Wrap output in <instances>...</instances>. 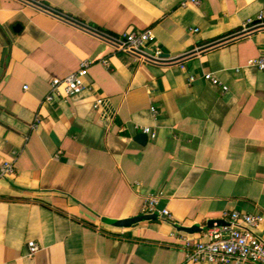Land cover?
Instances as JSON below:
<instances>
[{
    "label": "crops",
    "instance_id": "1",
    "mask_svg": "<svg viewBox=\"0 0 264 264\" xmlns=\"http://www.w3.org/2000/svg\"><path fill=\"white\" fill-rule=\"evenodd\" d=\"M31 1L43 8L0 0V167H15L0 175V264H195L185 239H204L209 221L264 216V71L249 65L264 29L234 38L264 0ZM147 29L180 61L144 63L107 41ZM85 60L94 91L46 102ZM156 194L171 218L143 212Z\"/></svg>",
    "mask_w": 264,
    "mask_h": 264
},
{
    "label": "built area",
    "instance_id": "2",
    "mask_svg": "<svg viewBox=\"0 0 264 264\" xmlns=\"http://www.w3.org/2000/svg\"><path fill=\"white\" fill-rule=\"evenodd\" d=\"M203 0H186L182 3V7L189 4L199 6ZM264 29V13L259 15L256 20L250 19L243 25V30L236 37L246 36L254 31ZM107 41L114 47L116 51H121L137 57L141 62L157 65H169L180 61L170 56L166 57L165 53L158 46L156 36L151 29L144 31H133L126 33L121 37L108 38ZM107 64V61H102ZM250 66L257 67L264 71V57L250 61ZM91 62L85 60L81 63L79 69L64 79H54L51 83L49 94L46 102H55L61 98L68 100L82 94L83 92H93V86L87 81ZM204 80L214 86L221 87L223 91H227L228 87L223 85L221 81L212 73L204 75ZM195 80L190 77V82ZM94 110L98 118L102 121L112 122L116 112L110 107L109 102L104 98H98L94 104ZM155 116L157 110L152 108ZM40 118L37 117L33 128H38ZM142 132L146 135L155 137V133L149 128H143ZM15 167L12 163H5L0 167V175H14ZM162 195H149L143 203L144 213H154L159 211ZM165 218H171V214L167 209L159 212ZM222 219L226 223L219 226L214 223L204 233V239L196 241L185 239L186 262L187 263H217V264H264V242L256 234L264 222V216L261 214H242L238 211L225 212ZM29 257H33L38 251L39 246L31 242L29 243Z\"/></svg>",
    "mask_w": 264,
    "mask_h": 264
},
{
    "label": "water",
    "instance_id": "3",
    "mask_svg": "<svg viewBox=\"0 0 264 264\" xmlns=\"http://www.w3.org/2000/svg\"><path fill=\"white\" fill-rule=\"evenodd\" d=\"M27 1L30 2V3H32V4H34V5H36V6H38V7H42L43 8L42 5L37 4V3H35L33 1H31V0H27ZM51 12L56 13L54 11H51ZM59 16L62 17V18H64V19H67V20L69 19V18H67V17H65V16H63L61 14H59ZM234 38H237V37H234ZM217 45H219V43L214 44V45H211L209 48L214 47V46H217ZM165 56L168 57L169 55L166 54ZM146 137L147 136L144 135L143 137L140 138V141L143 143ZM163 209H164V203L160 204L159 211H162ZM141 220H142V217H137V218L128 219V220L113 221L112 223H113V225L118 226V227H129V226H131V225H133V224H135L137 222H140ZM214 223H217L219 226H224L226 224L223 220H211L208 223L209 224V228H212L213 225H214Z\"/></svg>",
    "mask_w": 264,
    "mask_h": 264
}]
</instances>
